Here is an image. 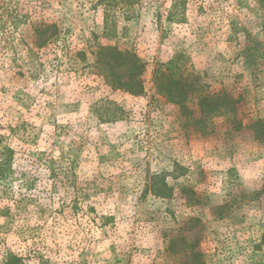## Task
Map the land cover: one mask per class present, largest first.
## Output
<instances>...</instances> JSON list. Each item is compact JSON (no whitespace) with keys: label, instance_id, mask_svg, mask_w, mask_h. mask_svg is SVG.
Instances as JSON below:
<instances>
[{"label":"rangeland","instance_id":"obj_1","mask_svg":"<svg viewBox=\"0 0 264 264\" xmlns=\"http://www.w3.org/2000/svg\"><path fill=\"white\" fill-rule=\"evenodd\" d=\"M263 130L264 0H0V264H264Z\"/></svg>","mask_w":264,"mask_h":264},{"label":"trees","instance_id":"obj_2","mask_svg":"<svg viewBox=\"0 0 264 264\" xmlns=\"http://www.w3.org/2000/svg\"><path fill=\"white\" fill-rule=\"evenodd\" d=\"M105 23L108 26V22L106 21ZM39 33H42L41 36H44L47 30L40 29ZM54 36L55 32L51 33L46 40ZM180 57V55H176L168 63L158 68L154 73V81L156 89L160 94L183 104L190 96V92L188 91V85L183 73L180 72ZM96 64L101 68L107 82L113 88L123 90L135 96L143 93L142 74L144 66L136 55L131 52L102 48L98 53ZM261 125V121L255 124L256 127H260ZM259 135H264V130ZM18 261L19 259L15 256H10L8 260L9 264H16Z\"/></svg>","mask_w":264,"mask_h":264}]
</instances>
